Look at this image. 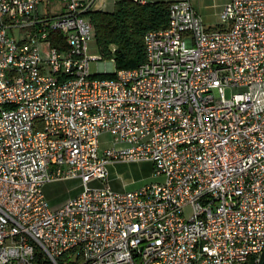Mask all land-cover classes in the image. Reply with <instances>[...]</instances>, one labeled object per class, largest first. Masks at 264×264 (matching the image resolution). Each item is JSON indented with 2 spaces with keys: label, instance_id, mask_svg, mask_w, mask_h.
I'll return each mask as SVG.
<instances>
[{
  "label": "built area",
  "instance_id": "2783aa9c",
  "mask_svg": "<svg viewBox=\"0 0 264 264\" xmlns=\"http://www.w3.org/2000/svg\"><path fill=\"white\" fill-rule=\"evenodd\" d=\"M60 2L0 0V264H260L264 0L229 1L214 29L172 2L111 79L90 72L91 3ZM142 161L159 182L112 188ZM67 180L79 193L52 205Z\"/></svg>",
  "mask_w": 264,
  "mask_h": 264
},
{
  "label": "trees",
  "instance_id": "16d2710c",
  "mask_svg": "<svg viewBox=\"0 0 264 264\" xmlns=\"http://www.w3.org/2000/svg\"><path fill=\"white\" fill-rule=\"evenodd\" d=\"M170 4L152 2L144 5L121 0L113 13L89 11L86 17L94 26L95 42L104 61H115L118 70L134 69L145 62L144 37L150 31L168 27ZM56 46V44H54ZM111 47H115L113 54ZM111 79L112 74L101 75Z\"/></svg>",
  "mask_w": 264,
  "mask_h": 264
},
{
  "label": "rangeland",
  "instance_id": "374dc122",
  "mask_svg": "<svg viewBox=\"0 0 264 264\" xmlns=\"http://www.w3.org/2000/svg\"><path fill=\"white\" fill-rule=\"evenodd\" d=\"M194 7L202 15H209L210 18L216 20V13L222 9L230 0H190ZM51 12L54 14L63 11V4L60 0H53L49 5ZM47 10L45 5L41 6V11ZM88 56H101L99 48L95 40L89 44ZM110 61L90 63V72L92 75H108L111 74ZM160 179L156 177L153 165L149 162H130L121 163L110 168V184L112 188L118 192L135 191L148 185L159 182ZM78 182L67 180L57 182L45 186V194L52 205H58L62 201L72 198L79 193L77 189Z\"/></svg>",
  "mask_w": 264,
  "mask_h": 264
},
{
  "label": "crops",
  "instance_id": "0c3cea01",
  "mask_svg": "<svg viewBox=\"0 0 264 264\" xmlns=\"http://www.w3.org/2000/svg\"><path fill=\"white\" fill-rule=\"evenodd\" d=\"M88 1L91 3V11H101V12H105V13H113L114 10H115L116 3L118 1H121V0H88ZM175 1H178V0H147V3H152V2L172 3V2H175ZM222 9L218 10V12L216 13V15H217L216 16V20L213 19V18H210L209 15H205V14L202 15L201 11L199 12L197 9L196 10L200 14V16L203 18L205 24L209 28L214 29V28H217L219 26V23H220V17L219 16H220V13H221ZM119 164H121V163H119ZM64 201H62V202H64Z\"/></svg>",
  "mask_w": 264,
  "mask_h": 264
},
{
  "label": "water",
  "instance_id": "95a60500",
  "mask_svg": "<svg viewBox=\"0 0 264 264\" xmlns=\"http://www.w3.org/2000/svg\"><path fill=\"white\" fill-rule=\"evenodd\" d=\"M260 264H264V253H263L262 257H261Z\"/></svg>",
  "mask_w": 264,
  "mask_h": 264
}]
</instances>
